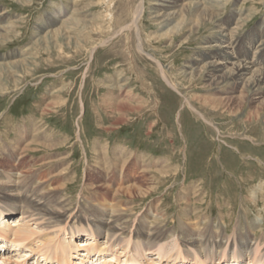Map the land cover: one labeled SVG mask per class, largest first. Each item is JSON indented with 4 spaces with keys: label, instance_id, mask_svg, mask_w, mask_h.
Segmentation results:
<instances>
[{
    "label": "rangeland",
    "instance_id": "374dc122",
    "mask_svg": "<svg viewBox=\"0 0 264 264\" xmlns=\"http://www.w3.org/2000/svg\"><path fill=\"white\" fill-rule=\"evenodd\" d=\"M190 1L192 3L194 0ZM242 1L227 2L223 0L227 9H224L225 13L220 16V19H227L231 13H235V10L244 15L247 11L253 12L252 20L239 32V36L252 33L264 19V0H246L241 4ZM140 2L141 0H32L30 4L25 5L12 0H0V9L9 13L7 18L10 21L22 20L16 27V30L19 31H17L18 34L13 35L11 39L8 38L3 45H0V57L2 56L4 61L21 59L22 52L35 43L36 26L38 28L46 20L59 18L54 30L60 27L64 22L62 20L73 18L72 11L74 13L79 11L74 17L76 20L83 21L84 19L80 25L75 24L74 27L67 24L66 34L73 39L86 42V46L76 48L66 43H59V47L51 48L49 51L40 47L32 49L34 63L27 70L18 74L16 84L14 83L16 79L13 81L8 78L9 82L5 80L6 78L0 79V158L3 159H0V166H4L2 162H6L10 166L17 162L18 151L23 153L26 147L19 146V142L46 143L48 145H44L45 147L34 145L32 149L36 147V150L28 151L24 154L25 156L23 155L27 163L32 162L31 167L34 171L28 178L32 181L18 187L31 194L35 189L34 186L37 187L41 180L47 184L46 189L48 190H52L55 186L68 184L65 189L58 191L57 200L64 199L69 203L64 208V215L67 219L70 218L61 223L58 228L46 232L44 230L46 228L45 221H37L41 233L37 229V225L31 227L33 232L37 231L34 233L37 237L48 238L56 235L59 239L55 240L51 237L45 246H41V240L33 242L42 249L40 253H34L44 256L45 262H48L46 260H50L52 257L51 259L55 260L53 263L57 264L58 254L54 253V246L57 247L59 243L64 245L66 242L64 238L67 235L72 237V233H74V238H71L72 240L67 241L66 244L71 246L72 262L75 264V260L78 258L79 263V259L83 257L86 250L76 246L80 239V237L77 238V234L85 235L87 231L92 230L97 236L96 226L111 221L109 217L111 210L128 209V213L125 212L123 218L129 224L124 229V235L117 233L105 238L103 233L99 241L103 248L107 246L110 250L108 246H111L112 253L119 254L120 252L121 260L129 255L126 260L122 261H130V256L136 257L137 264L139 260L141 263H150V257L159 261L158 252L160 249H164L161 256L163 260L158 262L159 264H164L165 261L169 264H180L183 263L182 260L187 259V254L186 258H183V254L186 252L184 245L188 244V239L199 237L198 244L188 245L196 251L204 247L201 255L208 260L206 262L201 258H196L194 264L197 261L205 264H232L235 261L239 264H246L247 256L242 254L241 246L236 247V249H240L241 255L237 253L236 249L231 255H228L227 245H222L217 250L213 246L204 244L207 242L220 243L224 238L232 240L234 233L244 235L247 227L255 224V227L249 228V236L245 238L254 240L250 241V246L256 243L253 247L255 252L250 251L252 248L248 251L251 264H261L262 261L264 262L262 259L264 257V200L255 202L251 194L254 189L261 192V188L264 186V97H261L262 100L256 105L252 103V99L241 100L239 98L237 103L242 101L240 103L242 105L228 108L220 104L221 99L219 98L225 95L223 92H212L213 88L203 87L204 85L208 86L206 82H190L179 77L180 72L185 68L184 65L188 64L195 53L200 52L198 50L200 46L202 44L208 46L215 41L212 39L213 41L209 40L211 43L206 42L213 30L207 26L203 27L189 43L185 44H182L186 38L185 31H179L177 34L169 33L165 35V38H159L177 21L163 29L162 24L150 19L149 13L153 0H145L143 17L138 23L139 26H134L133 13ZM239 5L242 7L240 6L238 9L236 6ZM72 8L74 10L76 8V10L74 11ZM233 25L234 23L231 24L230 29L234 28ZM128 26L131 27L128 28ZM71 30L72 32H70ZM252 42L255 46L256 42ZM140 46H142L143 53ZM242 46L244 43L240 44L237 53L242 54L243 52L244 61L252 59L254 50L244 49L243 51ZM34 50L37 51L34 52ZM24 57H27V54ZM160 67L165 70V76L175 84L176 89L166 82V78L162 77ZM119 80H127L128 88L133 93L134 99L128 103V106L140 109L134 112L127 109L123 115L125 123L116 125V117L120 118L121 116L116 113V109L109 108V104L119 102V92L108 88L107 85L111 82L110 86H113ZM52 86H58V90L62 86L66 88L59 97L60 99L54 98L53 100L56 99L55 102L59 105H54L48 113L41 114L42 109L47 107L52 100L50 95ZM54 89L53 91L57 90ZM186 92L192 97H195L196 94L199 97L191 101L185 94ZM184 97L189 99L195 108H190ZM202 98L209 99L212 104L204 106L197 103ZM122 99L123 97H121ZM259 106L260 109H258ZM112 128L117 131H112ZM37 131L41 133L37 134ZM20 133L27 137H23ZM34 134L36 135L34 136ZM79 134L81 140L78 137ZM51 135L54 138L51 139L49 137ZM21 136L22 138H20ZM63 141L66 145L64 143L60 146L57 145ZM117 145L118 148L120 147L119 149L115 147ZM49 146H53L52 149ZM102 150L108 151L107 155ZM114 151L117 152L116 156ZM121 151L122 153H120ZM139 153L143 155L139 156ZM118 154H123L121 159H117ZM105 155L104 162L107 166L103 169L102 165L94 162L102 159ZM112 159H116L118 162H111ZM126 159L128 161L131 159L127 165L124 164ZM152 161L153 163H151ZM42 162L44 163L43 167H41ZM160 166H165L164 171L168 173L160 176V173L151 172L152 174L146 176L150 180L147 183L152 190L146 197L140 198L139 195H136L133 199L128 197L113 199L110 196L108 200H105L99 199L89 188L85 187L98 184L95 181H88V173H99L105 169L112 171V174L116 171L120 176L126 175L128 183L125 185H128L130 183L127 178L129 171L132 172L130 178H135L138 177L142 168L141 171L148 168L151 169H148L149 171H154L161 168ZM2 169H0V176L4 177V180L14 179L12 176L5 175L7 171L4 173ZM6 170L8 169L6 168ZM60 171H64L63 174L57 175ZM118 179L120 180V177ZM117 182L113 185L110 183V187L112 189L119 187ZM228 188L229 190H227ZM7 193L8 188L0 189V214L3 212V217L6 219L5 225L7 223L9 225L15 218L22 222L28 214L22 215V207L15 208L12 205L13 199L7 196ZM113 201H117L118 204H114ZM10 205L13 212L7 211V207ZM146 215L148 216L146 217ZM127 217L128 220H126ZM153 217L157 219L153 220ZM34 219L32 218V220ZM256 219L258 220L256 221ZM21 228L23 229V227ZM151 228L166 231L168 237L166 240L150 244L147 248L148 244L145 243V239ZM172 230L180 237L176 238ZM7 231L8 237H11L7 241L9 248L10 245L13 246L11 240L14 239L13 233L15 232L11 226ZM151 234L155 236L158 233L151 230ZM238 237L244 240V236L241 238L238 235ZM138 238L139 241H137ZM92 240L90 244L96 243L95 238ZM177 243L180 245L175 248ZM99 244L96 243L97 246ZM25 245H27V249L23 245L17 249L10 248L12 255L16 254L15 257L10 255L11 264L28 263L25 260L31 256L32 252L29 248L30 243H25ZM122 247L125 249L123 253H121ZM116 248L118 251L115 250ZM43 249H46L47 253L49 251L50 254L45 255ZM88 250L85 254H88ZM104 250L96 248V255L88 254L89 256L85 260L87 263L92 261L93 264L95 262L99 264L104 260L97 257L110 255L103 254ZM261 250L263 255L260 254ZM135 251L140 254V258ZM172 253L177 256L173 258ZM60 256L63 255L60 254ZM94 258L97 259L94 260ZM39 261L41 263L42 259Z\"/></svg>",
    "mask_w": 264,
    "mask_h": 264
},
{
    "label": "bare ground",
    "instance_id": "6f19581e",
    "mask_svg": "<svg viewBox=\"0 0 264 264\" xmlns=\"http://www.w3.org/2000/svg\"><path fill=\"white\" fill-rule=\"evenodd\" d=\"M12 1H16V2H18V4L21 3V4L27 5V4H30L32 0H12ZM226 1L229 2L231 0H226ZM245 1L246 0H243L241 2V4H243ZM190 2H191L190 0H153V4L150 7V13H149V15L151 16L150 19H152L154 22L162 24L163 29H165L166 26H167V28H168V26L170 27L171 23H173L174 21H177L176 24L174 26H172L170 29H166L167 31L165 33H163L161 36H159V38H165V35L169 34V33L177 34L179 31H185L186 38L182 42V44H185L187 42L189 43L190 40L193 38V36L195 34H197L198 32H200V30L203 27L207 26L211 30H213V32L211 31L212 32L211 33L212 36L210 35V37L207 39L206 42H209V40H212V39H215V41L212 40L213 41L212 43L209 42L211 44L208 45V46H203L204 44H202V46H200V48L198 49L200 52L197 53V54L195 53L194 57L191 56L192 57L191 60L188 62L187 65L186 64L184 65L185 68H184V70H182L180 72V74H179L180 76L179 77H181L182 79H186V80H188L190 82H203V83L206 82L208 84V86L204 85L203 87H205V88H213L212 92H223L225 95L220 97L219 99H221L220 100V104L223 105L224 107L231 108L232 106L238 107V106L242 105V104H240V103H242V101H239V103H237V100L239 98L241 100H244L245 98L246 99H252V103L256 105L258 102H260L262 100L260 98L264 97V63H263L264 62V19H262V21L258 24L257 29L252 31V33H250L249 35L244 34L242 36H239V34H240L239 32L248 24V22H250L252 20V18L254 16L253 12H248L247 11V13L244 15V14H239V11L235 10V13L234 14L231 13V16L228 17L227 19L226 18L225 19H220V16L222 15V13H225L224 9H227V8H225V4H224L225 2H223V0H204V1L196 0V2L194 0V1H192V3H190ZM138 4L139 5L136 6V9L134 10V13H133V18H134L133 25L134 26H139L138 23L141 21V19L143 17V14H144V11H145V0H141V2L138 3ZM240 6L241 5L236 6V7L238 8ZM75 10H76V8H75ZM76 12L74 13L72 11V13H73L72 17L73 18L68 19L66 21L62 20V22L63 21L64 22L57 29L53 30V28L57 26V22H58L59 18L57 20L56 19H54V20L53 19H48V20L45 21V23L43 25L41 24V26H39L38 28L36 26L37 31H35V37H36L35 38L36 39L35 43L30 45L25 51L22 52L23 53V55H21L22 57L19 56L21 59H18L16 61H13V60L7 61L6 60L7 61L6 62V61H4V59L1 58L2 57L1 56L0 57V79H2V78L5 79L6 78L5 80H7L8 78H10V79H12L14 81V79H16L18 77V74L21 71H25L30 66H32V63H34V58H33V53H32L33 50L32 49H36V48L40 47L43 50L49 51L51 48L59 47L60 46L59 43H66L67 45L75 46L76 48H83L84 46H86L87 45L86 42L80 41L79 39L78 40L73 39V38L69 37L68 34H66V29H68V27H66L67 24H69V25L74 27L75 24L76 25L77 24L80 25L84 21V19H83V21H81V20L78 21V20H76V18H74V17L77 16ZM78 13H79V11H78ZM240 13H242V12H240ZM8 14L9 13L6 12L5 10L0 9V45H3L8 40V38L11 39V37L13 35L18 34L17 33L18 30H16V27L20 23V21L22 22V20H17V21H13V22L10 21L9 18H7ZM78 16H80V15H78ZM84 17H85V15H84ZM89 23H91V22H89ZM232 23H234V25H233L234 28L230 29ZM47 26H48V28H47ZM97 27H99V25ZM130 27L131 26H128V28H130ZM98 29H100V28H98ZM70 32H72V30ZM244 36H245V38H244ZM85 40H87V39H85ZM252 41L256 42L255 46H254V43ZM241 43L242 44L244 43V46H242L243 51H244V49H246L247 51L248 50H252V49L254 50L252 59H248L250 61H247V60L244 61L243 52H242V54L237 53L238 47L240 46ZM140 49H141V52L143 53L142 46H140ZM35 51H37V50H34V52ZM26 54H27V57H24ZM23 57H24V59H22ZM255 60L258 63H255ZM160 72H161L162 77H164V79L166 78V82L171 87L176 89L175 84H173V82L170 81V79L167 76H165L166 72H165V70L162 67H160ZM12 80H10V81H12ZM14 83L15 84L17 83V79H16V81H14ZM11 84H13V83L11 82ZM110 84H112V83L110 82ZM110 84L107 85L108 88H113L115 90H118V92H119V102L118 103L117 102H113V103L109 104V108L116 109V113L119 116H121L120 118L116 117L115 124L118 125V124H121V123H123L125 121L123 115H125V111L127 109L128 110H132L134 112V111H137V109H140V108L135 109L132 106H128V103L130 101H132L134 98H133V93H131V89L128 88V81L127 80H119L118 82L114 83L113 86H110ZM105 85H103V86H105ZM65 88L66 87L62 86L61 88L59 87V90L57 89L56 91H52V93L50 94L52 96V100L49 102L47 107H44L42 109V113L41 114L48 113V111H49V109L51 107H53L54 105L55 106L59 105L57 102H55L56 99H55V101H53V100H54V98L61 97V94L63 93ZM262 93H263V95H261ZM185 94H187V97H189L191 99V101L199 97V96H197V94L195 95V97H192V96L189 95L188 92H186ZM121 97H123L122 100H121ZM184 98H185V101L188 102V105H189L190 108L194 107L190 103L191 101H189V99H187L186 97H184ZM61 100H60V102H62ZM197 103H200L201 105L206 106V105L212 104V101H210L209 99H206V98H202V99H199V101H197ZM260 108L261 107L259 106L258 109H260ZM234 110L237 111V109H234ZM253 115H254V113L252 114V116ZM114 129H116V128H114ZM38 130H40V129H38ZM5 131H7V130H5ZM112 131H117V130H113V128H112ZM38 133H41V132L37 131V134ZM110 134H108V135H110ZM21 135H23V137H27V136H24V134H21ZM35 135L36 134H34V136ZM45 136H46V134H45ZM104 136H105V134H104ZM49 137H51V139H52L53 136L51 135ZM66 137H67V135H66ZM78 137L81 140L80 134L78 135ZM20 138H22V136ZM47 140H49V139H47ZM63 143H64V145H66L64 141L62 143H60V144H57V145L60 146ZM105 144H107V143H105ZM13 145H14V143H13ZM34 145H38V146H44L45 145L46 146L48 144H46V143L35 144L34 142H31L29 144H21L19 146H21V147L22 146H26V147L25 148L23 147L24 148L23 153L18 151L17 154L19 156H18L17 162L15 164H12L11 166L8 163H6V162H2V164L4 166L3 167L0 166L1 168H3L2 171L4 170V173L7 171V173L5 175L14 177V179H11V181H6V180H4V177L0 176V189H3L5 187L8 188L7 196L11 197L13 199V201H14V203H12V205L15 206V208L17 206L19 208L22 207V209H21L22 215H25L26 213L28 214V215H26L23 218L22 222H21L20 219L17 220L15 218V219H13V221L11 220L9 225H8V223L5 225V220L6 219H4L3 212H1V214H0V217H1L0 218V246H1L2 249L6 250V251L8 250V253H5V256L0 254V264H11V262H10L11 260L10 259H11L12 256L11 257H8V256L6 257V254L12 253L10 248H16L17 249V248H20L25 243H30V247L29 248H30L31 252L32 253H34V252L40 253V251H42L41 247H38L33 242L41 240L42 241L41 246H45L46 243L48 242V240L51 237H53L55 240L59 239V238H57L56 235L50 236L48 238H46V237H37V235L34 234L37 231L33 232V230H31V227H34L35 225H37L36 227H37V229L40 232V226H39V224H37V221H43V222L45 221L44 224L46 225V228L44 230L46 232L47 230L58 228L61 223L68 221L69 218H70L69 217L67 219L65 217V215H64V213H65L64 208L67 207V205L69 203L64 201V199L63 200H57L58 196H59L58 191L59 190H63V188L65 189L68 184H63L61 186H55L54 188H52V190L51 189L48 190V189H46V185L47 184L43 183L44 181L41 180L37 187H35L36 185L34 186L35 189L33 190V192L31 194L26 193L23 189L20 188L22 184H26V183H28L31 180V179L29 180L28 178L31 176V173H33V171H34V169L31 167L32 166V164H31L32 162L29 164V163L26 162V160H24V156H25L24 154L26 152L31 151V150H36L35 149L36 147L34 149H32L34 147ZM52 147L53 146H49L50 149H52ZM115 147H117V149L120 148V147L118 148V145L115 146ZM115 147H114V150H115ZM69 150H70V148H69ZM105 150H107V147H105ZM105 150H102V151L107 155L108 151H105ZM116 151H114L115 156H116V153H117ZM171 152H172V150H171ZM120 153H122V151ZM128 153H129V151H128ZM123 154H118L117 155V159L118 158L121 159V155H123ZM133 154L135 155L136 153L134 152ZM106 155L103 156L102 159L96 160L94 163H98V165H102L103 169H104V167L107 166L106 163L104 162L105 159H106ZM131 155H132V153H131ZM141 155H143V154L139 153V156H141ZM26 158H28V157H26ZM64 158L66 159V157H64ZM157 158H159V157H157ZM0 159L3 160L2 158H0ZM29 159H30V157H29ZM124 159H125V157H124ZM130 160L129 161L127 159H126V161L124 160V164L127 165V163L130 162ZM138 160H139V157H138ZM27 161H29V160H27ZM111 162H118V161H116V159H112ZM37 163H38V161L35 162V166L37 165ZM151 163H153V161ZM176 163H177V161H176ZM144 164H145V161H144ZM168 164H170V163H168ZM51 165H53V164H51ZM43 166H44V163L42 164L41 167H43ZM144 166H146V165H144ZM4 167H6L8 170H6V168H4ZM140 168H142V167H140ZM96 169H97V167H96ZM113 169H114V167H113ZM148 169L143 170V171L140 170V172L138 171L139 172L138 177L136 176L135 178H130L132 172L129 171V173L127 175V178L129 179L130 183L128 185H125L126 183H128V181L126 179V175L125 176H120L116 171L112 174L111 173L112 171H109L107 169H105L103 171L102 169H100V170H102V172L99 171V173H97V172L93 173V174H96V176H93V174H90V173L87 174L88 181H90V182L95 181L98 184H95L92 187H89L88 185L85 186V187L89 188L90 191L92 193H94L99 199H105V200H108V197L110 198V196L113 199L117 198V197H120V198L123 197V199H124V197H128L130 199H133L136 195H139L140 198L146 197L152 191L150 189L151 187L147 183L150 180H148L146 178V176L149 175V174H152L151 172L160 173V176H161V174H166L167 175V173H168V172L164 171V169H166L165 166H163V167H161V168H159L157 170H154V171H149L151 169H149V170ZM63 172L64 171H60L57 175H62ZM232 173H233V171H232ZM132 176H133V174H132ZM36 177H39V176H36ZM119 177H120V180L118 179ZM115 178L117 180H114ZM152 179H153V177H152ZM116 182L118 183L119 187L112 189L110 187V183H112V185H113ZM204 182H206V181H204ZM85 184H87V183H85ZM18 186H20V187H18ZM232 186H234V184H232ZM199 187H200V185H199ZM234 188H237V187H234ZM227 190H229V188ZM198 194H199V192H198ZM251 195H252V198L254 199L255 202H259L261 199L264 200V186L261 188V192H258V191H256V189H254V191L252 192ZM247 198H249V197H247ZM52 199H54V200H52ZM65 200H67V199L65 198ZM55 201H56V203H55ZM129 201H131V200H129ZM19 202H20V204H18ZM90 202H92V201H90ZM113 202L116 205L118 204L117 201H113ZM160 205H159V207H160ZM260 205H262V204H260ZM256 209H258V208H256ZM12 210H13V208L11 207V205L9 207H7V211L8 212H13ZM127 211H128V209H121V210H119V209L115 210L114 209V210H111V213L109 214V217H110L111 221H109V223H104L103 222V224H100V225L98 224L97 226L95 225L96 226V231L98 232V233L96 232L97 236L100 238L103 233H104L105 238H108L109 236H114L117 233H120L121 235H124V229L129 225L128 222H126L125 219H123L125 217L124 213L127 212ZM249 215L250 214L248 213V216ZM130 216H131V214H130ZM147 216L148 215H146V217ZM154 216H155V214H154ZM128 217H129V214H128ZM128 217L126 218V220H128ZM146 217H144V218H146ZM32 218H35V219L32 220ZM258 218H259V216H258ZM154 219H157V218L153 217V220ZM97 220H98V218H97ZM210 220H211V218H210ZM257 220L258 219H256V221ZM129 221H131V220H129ZM157 223H160V222H157ZM28 224H30V225L27 226ZM186 225H188V224H186ZM10 226L12 227V229H13V231L15 233H13L14 234V239L11 240V243L13 244V246L10 245L9 248H8L7 241H8V238L11 239V237H8L7 229L8 228L10 229ZM21 227H23V229ZM24 227H26V228L24 229ZM251 227H255V224L254 225L252 224L249 227H247L246 233L243 235L244 236V240H243L244 242L245 241H251V242L254 241L253 239L249 240V239L245 238V237L249 236L248 231H249V228H251ZM151 230L152 231H156L158 234H155V236H153V234H151ZM165 232L154 230V228L153 229L152 228L149 229V232L147 234V238L145 239V243L148 244L147 248H149L150 244H154L157 241H160V240H163V239L166 240L167 237H168V234L165 233ZM172 232L175 234L176 238L180 237V235L177 234L176 232H174L173 230H172ZM86 234L88 236V239L85 242L86 244L84 243L85 240L83 242L78 241L77 244H76V246L78 248L82 247L86 251L89 249L88 250V254H94V255H96V252H95L96 248L105 249V248H102L100 245L97 246L96 243L87 244L88 241H93L92 239H94V237H93L94 233H93L92 230H90V231H87ZM71 238H74V233H72V237H68V235H67L64 238V240H66V242L67 241L69 242L70 240H72ZM199 240H200V238L196 237V239H194V238L191 239V240L188 239L187 243L190 244V245L198 244ZM137 241H139V238L137 239ZM66 242L64 243V245L62 243H59L57 245V247L54 246L55 249L52 247L53 250H54V253H56V255L58 254L57 259L55 258L57 264H61V263L74 264L72 262V260H71V255H70L71 246L68 243L66 244ZM251 242H249V244H251ZM249 244L245 245V247H241V252L244 255L247 256L248 264H251L250 256L248 255V251L251 249V246ZM89 246H92L94 248H90ZM254 246H255V244L252 246V248ZM213 248H216L218 250V249L221 248V246H213ZM121 249H122L121 253L125 252L124 247H122ZM112 250H108L107 252L104 250L103 254H106V255L110 254L107 257H101V258L97 257V258H99L101 260H104L102 262H99V264H103V263L104 264H122L123 262H125L126 264H133V263H131V261H122L121 258H120V252H119V254L118 253H112L111 252ZM115 250L118 251L117 248ZM43 251H45V253H44L45 255H47L49 253V251L47 253L46 249L45 250L43 249ZM164 251H165L164 249H160L159 250V252H158V254H159L158 256H159V259H160L159 261L156 258L150 257L151 260H150V263H148V264H159L158 262H161L163 260V258L161 256H162V253ZM135 253L138 254V256L140 258V254L137 251H135ZM60 254L63 255V256L59 257ZM88 254L83 255V257L79 259L80 262L78 264H84V263L86 264L87 261L85 259L89 256ZM46 257H48V256H46ZM51 258L52 257H50V260H51ZM234 260H236V259H234ZM46 261H48V260H46ZM90 262H91V264H93L92 261H90ZM89 263H87V264H89ZM139 264H147V263L139 262ZM172 264H174V263H172ZM195 264H205V263L197 261ZM232 264H239V263L237 261H235Z\"/></svg>",
    "mask_w": 264,
    "mask_h": 264
},
{
    "label": "crops",
    "instance_id": "0c3cea01",
    "mask_svg": "<svg viewBox=\"0 0 264 264\" xmlns=\"http://www.w3.org/2000/svg\"><path fill=\"white\" fill-rule=\"evenodd\" d=\"M58 86H52V88L50 89V94L52 93L53 90H55L54 88L58 89L57 88ZM49 91V89L47 90V92Z\"/></svg>",
    "mask_w": 264,
    "mask_h": 264
}]
</instances>
